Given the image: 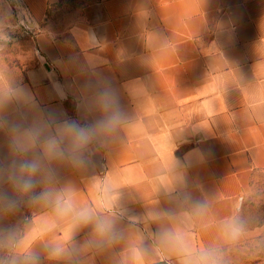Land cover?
<instances>
[{
  "label": "crops",
  "instance_id": "0c3cea01",
  "mask_svg": "<svg viewBox=\"0 0 264 264\" xmlns=\"http://www.w3.org/2000/svg\"><path fill=\"white\" fill-rule=\"evenodd\" d=\"M53 1L22 0L37 61L23 76L0 60V119L41 142L66 123L92 127L116 109L122 119L82 165H51L55 186L93 222L26 199L0 209V231H14L0 239V264H164L163 229H198L197 201L216 216L240 209L264 174V0H96L58 34ZM9 128L0 173L13 158ZM97 216L115 239L96 235Z\"/></svg>",
  "mask_w": 264,
  "mask_h": 264
},
{
  "label": "clouds",
  "instance_id": "9594fccd",
  "mask_svg": "<svg viewBox=\"0 0 264 264\" xmlns=\"http://www.w3.org/2000/svg\"><path fill=\"white\" fill-rule=\"evenodd\" d=\"M109 104L102 103L107 111ZM122 119L118 109L96 122L92 127H82L66 123L58 136H49L42 142L28 129L12 126L0 119V128H9L11 136L12 160L0 173V183L7 184L8 191H0V209L6 213L15 212L26 199L30 204L51 205L61 216L74 214L76 221L85 225L94 220L88 208L77 209L69 196L71 189L55 186V173L51 165L66 161L73 166L85 163V153L98 136L110 132ZM39 145L40 152L35 149ZM37 189H39L37 191ZM191 215L201 220L197 229L172 226L160 233L167 264H231L230 252L236 248L249 231L248 223L240 215L239 209L230 214L216 216L205 203L194 202ZM207 234V242L196 240L192 232ZM94 232L101 238L115 239L116 232L111 221L95 217ZM14 231H0V239L11 240ZM59 252V249L56 250Z\"/></svg>",
  "mask_w": 264,
  "mask_h": 264
},
{
  "label": "rangeland",
  "instance_id": "374dc122",
  "mask_svg": "<svg viewBox=\"0 0 264 264\" xmlns=\"http://www.w3.org/2000/svg\"><path fill=\"white\" fill-rule=\"evenodd\" d=\"M96 0H55L47 8L49 28L62 33ZM31 14L22 0H0V60L6 68L21 66L23 76L37 61ZM248 223L245 241L230 254L231 264H264V174L253 181L239 209ZM164 264H167L165 262Z\"/></svg>",
  "mask_w": 264,
  "mask_h": 264
}]
</instances>
